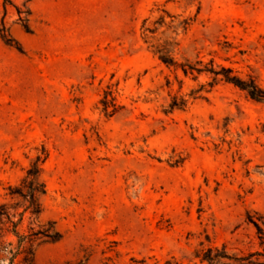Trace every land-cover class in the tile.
I'll return each instance as SVG.
<instances>
[{
  "label": "rangeland",
  "instance_id": "1",
  "mask_svg": "<svg viewBox=\"0 0 264 264\" xmlns=\"http://www.w3.org/2000/svg\"><path fill=\"white\" fill-rule=\"evenodd\" d=\"M10 1L23 52L0 35V206L41 157L42 221L62 235L34 264L247 250L248 215L264 217V104L159 51L264 90V0H32L30 33L17 24L25 0Z\"/></svg>",
  "mask_w": 264,
  "mask_h": 264
},
{
  "label": "trees",
  "instance_id": "2",
  "mask_svg": "<svg viewBox=\"0 0 264 264\" xmlns=\"http://www.w3.org/2000/svg\"><path fill=\"white\" fill-rule=\"evenodd\" d=\"M32 0H25L22 7H15L17 13V24L27 33L31 32L30 17L31 10L29 3ZM12 5L10 0L3 4L5 15L0 22V35L2 41L9 47L23 52L21 44L12 36L6 24L8 6ZM154 33L152 30H148ZM159 60L168 67L181 69L185 76L197 73H208L217 80L239 88L245 92L250 99L264 104V90L256 83L253 77L243 79L234 75L231 69L222 68L218 71L211 64V67L201 68V62L193 65L191 63L178 64L167 50L159 51ZM104 110L115 104L107 97L102 102ZM177 101L171 106H177ZM41 157H38L31 167L26 171L21 181L14 186L8 187V200L0 206V264L5 259L9 264H34L37 248L43 243H57L62 235L55 228L54 223L42 221L43 204L42 199L47 195V187L42 179L40 166ZM248 223L255 229L254 238L248 243V249L231 254L226 244L219 247H209L197 254L202 262L208 264H264V217L257 221L250 214ZM11 238L12 241L6 240ZM63 264H88V260L67 261Z\"/></svg>",
  "mask_w": 264,
  "mask_h": 264
}]
</instances>
